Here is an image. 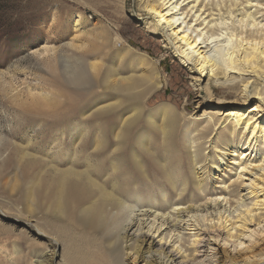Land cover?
<instances>
[{"label": "bare ground", "instance_id": "obj_1", "mask_svg": "<svg viewBox=\"0 0 264 264\" xmlns=\"http://www.w3.org/2000/svg\"><path fill=\"white\" fill-rule=\"evenodd\" d=\"M136 3L147 15L142 24L159 35L192 76L193 87L206 95L207 108L199 121L184 127L186 159L169 161L153 142L151 129L142 132L143 124L157 128L164 143L176 124L169 103L147 110L159 82L138 90L144 76H106L104 88L115 95L103 94L93 106L97 120L106 124L95 120L98 125L91 128L77 127L69 142L60 141V166L52 164L56 176L49 184L60 216L54 230L66 245L60 264H264V0ZM143 58L140 65L146 63ZM87 66L91 74L98 72L95 62ZM215 88L224 89V95L214 98ZM87 134L92 141H82ZM27 196L31 216L39 202ZM48 232L38 229L37 238L48 240Z\"/></svg>", "mask_w": 264, "mask_h": 264}, {"label": "rangeland", "instance_id": "obj_2", "mask_svg": "<svg viewBox=\"0 0 264 264\" xmlns=\"http://www.w3.org/2000/svg\"><path fill=\"white\" fill-rule=\"evenodd\" d=\"M136 2L137 0H0V264H29L30 261V264H34L35 258L43 260V264H50L57 254L59 258L64 255L66 245L60 243V238L54 230L60 223L57 221L60 216L54 212V190L49 184L51 178L56 176L52 175L55 172L52 164L60 166V141L69 142L72 136H75L77 127H83L85 124L91 128L101 125L102 121L105 122L104 119L101 122L97 120L93 106L101 95H115L109 88H104V79L111 72H117L123 77L132 72L138 79L144 76L143 84L137 83V86L141 87H138V90L149 88L153 85L149 84L150 82H159L160 88L155 89V93H151L146 101L147 110H153L162 103H169L166 104L167 107H175L172 110L176 114V124L170 126L172 134L164 143H161L157 128L152 131L153 128L143 124L145 130L142 132L151 129L153 142L157 141L156 146L165 153L161 151L162 157V154L164 157L168 155L167 160L174 162L177 158L182 161L186 159L184 127L190 125L189 121H199V115L207 108L206 95L193 87L192 76L175 61L171 51L162 46L159 35L142 24L147 15ZM142 56L146 63L140 65ZM94 62L99 65L100 70L98 68V72L93 71L91 74L87 65ZM93 73L98 74L95 76ZM147 74L151 75L153 82ZM224 91L215 88L214 98L224 95ZM39 98L43 102H37L36 105V101H40ZM44 101L51 105L41 106ZM110 122L113 120L108 121V124ZM156 122L158 124L159 120L156 119ZM82 139L89 142L93 136L87 134ZM28 154H31V157ZM18 165H21L20 169H16ZM185 170H188L186 166ZM47 172L51 173V176ZM38 176L42 179V184L38 182L39 178L36 179ZM33 181L37 185H32ZM29 186H34L37 192L32 194L35 190ZM27 188L30 189L29 193ZM46 190L47 194H44ZM27 194L31 195L34 204L39 202L35 204L37 208L35 207V213L31 216L27 213ZM46 208L49 210L45 211ZM36 228L49 231L48 236L57 239L56 242L50 237H47L48 240L38 239ZM51 231H54V234ZM12 248L18 250L17 253L22 257L14 259L19 255H16ZM60 250L63 255H60ZM51 252L55 254L53 258Z\"/></svg>", "mask_w": 264, "mask_h": 264}, {"label": "snow or ice", "instance_id": "obj_3", "mask_svg": "<svg viewBox=\"0 0 264 264\" xmlns=\"http://www.w3.org/2000/svg\"><path fill=\"white\" fill-rule=\"evenodd\" d=\"M249 132H251V129H248ZM247 138V137H245ZM59 261V254H57L54 258H53V264H58Z\"/></svg>", "mask_w": 264, "mask_h": 264}]
</instances>
